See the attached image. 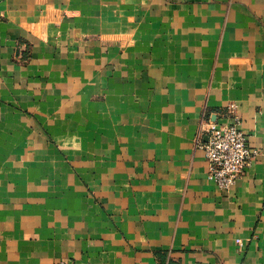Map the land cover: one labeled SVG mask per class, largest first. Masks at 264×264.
Returning <instances> with one entry per match:
<instances>
[{"label": "crops", "instance_id": "obj_1", "mask_svg": "<svg viewBox=\"0 0 264 264\" xmlns=\"http://www.w3.org/2000/svg\"><path fill=\"white\" fill-rule=\"evenodd\" d=\"M63 260L264 264V0H0V264Z\"/></svg>", "mask_w": 264, "mask_h": 264}, {"label": "built area", "instance_id": "obj_2", "mask_svg": "<svg viewBox=\"0 0 264 264\" xmlns=\"http://www.w3.org/2000/svg\"><path fill=\"white\" fill-rule=\"evenodd\" d=\"M241 121L236 114L227 111V121L212 124L206 131L207 140L197 141L208 163L207 178L222 192L230 188L246 173L252 160L258 154L248 146L245 133L240 128ZM59 264H75L63 260Z\"/></svg>", "mask_w": 264, "mask_h": 264}]
</instances>
